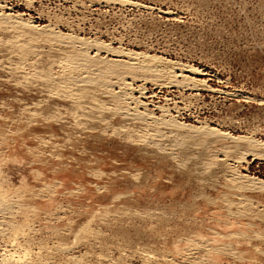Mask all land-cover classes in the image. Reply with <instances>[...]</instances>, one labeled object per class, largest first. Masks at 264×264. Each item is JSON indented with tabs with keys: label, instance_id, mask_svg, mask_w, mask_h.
Listing matches in <instances>:
<instances>
[{
	"label": "rangeland",
	"instance_id": "1",
	"mask_svg": "<svg viewBox=\"0 0 264 264\" xmlns=\"http://www.w3.org/2000/svg\"><path fill=\"white\" fill-rule=\"evenodd\" d=\"M95 1L0 0V259L11 252L22 257L16 264H264V191L246 188L264 180V158L232 139L264 141V0ZM49 30L62 40H47ZM74 37L192 66L197 75L177 70L176 79L199 86L159 87L117 69L101 86L84 84L97 89L82 99L63 98L83 84L61 75L96 73L84 60L70 73V52L126 60ZM129 96L155 116L158 104L169 106L175 119L227 136L198 141L146 125Z\"/></svg>",
	"mask_w": 264,
	"mask_h": 264
},
{
	"label": "bare ground",
	"instance_id": "2",
	"mask_svg": "<svg viewBox=\"0 0 264 264\" xmlns=\"http://www.w3.org/2000/svg\"><path fill=\"white\" fill-rule=\"evenodd\" d=\"M91 1H93L94 3H97L95 0H90V2ZM105 2H110V1H113V2H116V1H119L120 2V0H104ZM124 2V1H123ZM4 7V5L3 6H0V10L2 11V8ZM6 8V7H5ZM0 14H2L3 16H1L0 15V18L1 17H4V19L6 18L7 19V17L4 15V13L3 12H0ZM3 18H2V20H4ZM9 20V19H8ZM14 20V19H13ZM1 21V20H0ZM24 21V20H23ZM22 21V22H23ZM27 21V20H26ZM5 23H7L6 21H4ZM12 22V21H11ZM27 23H29L28 21H27ZM26 22L25 23H21V22H18V21H13V23H11V25H8V26H10V27H13V28H18L19 26L21 27V25H24V26H28L29 27V29H30V27H32V26H30V25H28ZM1 24V23H0ZM8 24V23H7ZM3 26V25H2ZM33 28H34V26H33ZM45 28V27H44ZM32 30V29H31ZM46 30V29H45ZM44 30V31H45ZM47 31V30H46ZM51 30H49V33L50 34H48L47 36H49V35H53L51 38H49V39H47V40H49V41H53V40H57V39H61V38H59L56 34H53V32L54 31H51ZM33 32V31H32ZM35 32H36V30H35ZM37 32H39V30H37ZM42 32V31H41ZM40 32V33H41ZM25 33V32H24ZM43 33V32H42ZM45 33V32H44ZM56 33V32H55ZM61 35V34H60ZM59 35V36H60ZM58 37V38H57ZM57 38V39H56ZM62 38H64V36H62ZM66 38V37H65ZM64 38V39H65ZM68 38V37H67ZM70 38V37H69ZM75 38V37H74ZM18 39V38H17ZM63 39V40H64ZM76 40H77V42H79V43H82V41H83V43H84V45H86V46H93V48L97 51V53H98V51H101V50H106V52L108 53L109 52V54H113L114 56H122L123 58H125L126 60H119V59H105V58H101V57H97V58H94V60H92V57L90 58V56H88V54H87V52L85 53L84 51H83V53H82V51L80 52V50H78V52H77V54H76V52L74 53H72V52H70V54L67 56L68 58H67V61H70L71 62V65H70V67H71V69L69 70V72L70 73H72V74H74V75H76V73H78L79 74V72L77 71L76 72V70H77V67H78V65L80 64H83L84 62H82V63H80V61L79 60H81V61H89L90 63H92L91 65H93L94 66V69L96 70V75L94 74H92L91 76H85L84 75V77L83 76H81L80 74L79 75H77V76H73V77H69V75H68V77L69 78H66L65 76H62L61 75V77L64 79V81H66V80H68V82H71V84H74L75 86L76 85H78V84H80V83H76V81L78 82H81L82 84H83V88L81 87V88H79L78 87V89L80 90V92L79 93H75L74 92V89L73 88H71V86H69V88H71L72 89V91H70V92H68V93H61L60 95H62L63 96V98L65 97H68V96H70L71 97V95H76V96H79L80 97V99H82L81 97L83 96V95H85L83 92H88V91H92L91 89L93 88V90H94V88L95 87H90L91 89L89 90L88 88H84L85 86H84V84H90V85H102L101 83H103V80H104V77L106 78L107 77V75L110 73V72H116L117 71V69H122L125 73H131L132 74V76L135 74V75H142V78L144 77L145 79H151L152 80V82H154V84L155 85H158L159 87H160V85H168V87H171V86H175V87H186V86H194V87H196L199 83H197V81L195 82L194 81V79H191V78H189V77H186V75H185V77L184 78H182V79H180V80H177L176 79V77L177 76H179V74L178 75H176V71L178 70V71H180V72H178V73H180V78H181V72H184V71H187V72H189V73H196V75H197V72H196V69L195 68H193L192 66H189V65H183V64H173L172 66H168V65H166V66H164L163 65V59L162 58H160V57H158V56H156V55H149L148 53H143V52H136V51H130V50H124V49H120V48H114V47H108L107 45H105L103 42H100V41H97V40H94V41H92V42H87L86 40H83V39H80V38H78V37H76L75 38ZM62 40V39H61ZM68 40V39H67ZM81 41V42H80ZM67 42V41H66ZM12 43V42H11ZM57 43V42H56ZM82 43V44H83ZM59 44H60V42H59ZM81 44V45H82ZM72 46V45H71ZM89 46V47H90ZM85 48V47H84ZM73 49V48H72ZM75 49V48H74ZM71 51H73V50H71ZM87 51V50H86ZM95 54V53H94ZM98 56V55H97ZM88 58V59H87ZM90 59V60H89ZM131 60L133 61V62H131ZM79 61V62H78ZM88 62V63H89ZM72 63H73V65H72ZM85 64V63H84ZM171 65V64H170ZM83 66V65H82ZM69 67V68H70ZM90 68V67H89ZM83 70V69H82ZM121 70V71H122ZM85 71V70H84ZM122 71V72H123ZM118 72V71H117ZM121 72V73H122ZM135 72V73H134ZM63 74V73H62ZM67 74V73H66ZM65 74V75H66ZM134 75V76H135ZM59 76V75H58ZM131 76V75H130ZM110 77V76H109ZM118 77V76H117ZM124 77V76H123ZM102 78H103V80H102ZM114 78V77H113ZM178 78V77H177ZM57 79H59V80H61V78L60 77H58ZM109 79V78H108ZM59 80H57V82L59 81ZM102 80V81H101ZM121 80V79H120ZM150 80V81H151ZM106 81V80H105ZM104 81V82H105ZM145 81H147V80H145ZM62 82V81H61ZM124 82V81H123ZM201 83V82H200ZM58 84V83H57ZM62 84V83H61ZM64 84H68L69 85V83H64ZM70 84V85H71ZM81 84V85H82ZM104 84V83H103ZM129 84V83H128ZM153 84V83H152ZM60 85V84H59ZM119 85V84H118ZM201 85H203V84H201ZM67 86V85H66ZM74 86V88H75V91L77 90L76 89V87ZM97 86V87H98ZM199 86V85H198ZM65 87V86H64ZM73 87V86H72ZM113 87V86H112ZM144 88V89H143ZM66 89V88H65ZM70 89V90H71ZM95 89H97V88H95ZM110 89V88H109ZM193 89V88H192ZM49 90V89H48ZM59 90V89H58ZM101 90V89H100ZM142 91L140 92L139 90V92H140V95H142V94H145L144 92H145V87L143 86L142 87V89H141ZM131 91V90H130ZM45 92V91H44ZM74 92V93H73ZM77 92V91H76ZM94 92V91H93ZM92 92V93H93ZM89 93V92H88ZM87 94V93H86ZM94 94V93H93ZM93 94H89V96H90V98L92 99V97L93 96H95V95H93ZM109 94V93H108ZM132 94V93H131ZM130 94V95H131ZM57 95H58V93H57ZM91 95H92V97H91ZM61 97V96H60ZM85 97V96H84ZM115 97V96H114ZM135 103H136V105H135V107L137 106H142L143 108V111L142 112H140L139 110H137V109H135V110H137V112L135 113V115L133 114V116H135V119L136 118H138L137 120H141V122L142 123H145L146 125H151L150 123H154V125L156 124V125H164L163 126V128L165 127V128H167L168 127V130H169V132H174V134L175 133H188V134H190V135H195L196 137L197 136H200V139H198V141H202V140H204V141H207V142H210V141H215V139L217 138L218 139V137H224V139H225V136H227L226 134H222V133H220L219 131H217V130H215L214 128H210L209 126H201V127H195V126H191V125H189V124H185V123H183V122H181V121H179V120H177V119H175L174 117H172V113H171V110H172V108H170L169 106H161V105H157L156 106V103L155 102H152L154 105V107L156 106V109H157V111H159L160 112V114H159V116H155V114L152 112V110H150V109H147V107H146V105L144 104L143 105V103L140 101V99H138V98H133V96H129ZM128 97V99H130ZM85 98H87V97H85ZM84 98V99H85ZM68 99V98H67ZM72 99V98H71ZM76 99V98H75ZM80 99H76V100H74L75 101V103H76V101L77 100H80ZM96 99V98H95ZM172 99V98H171ZM165 100V99H164ZM167 100V99H166ZM70 101H72V100H70ZM131 101V100H130ZM168 101H169V99H168ZM82 102V101H81ZM89 101H87V103H88ZM74 103V104H75ZM78 103H80V101H78ZM84 103V102H83ZM94 103H95V101H94ZM134 103V104H135ZM165 103V102H164ZM175 103H176V101H175ZM77 104V103H76ZM103 104V103H102ZM114 104V103H113ZM118 104V103H117ZM148 104V103H147ZM70 105H72L73 107L74 106H76V105H73V104H70ZM79 105V104H78ZM80 105H84V104H80ZM90 105V104H89ZM99 105H101L100 103H99ZM104 105V104H103ZM150 105H151V103H150ZM166 105V104H165ZM173 105H174V109H176L177 111H179V110H181L182 108H180V107H178V106H176L174 103H173ZM85 106H88V105H86V102H85ZM84 106V107H85ZM152 106V105H151ZM77 107V106H76ZM76 107H74V108H76ZM83 107V106H82ZM83 107V108H84ZM105 107H107V106H103L102 107V105H101V109L102 108H105ZM136 107V108H137ZM154 107H153V110H154ZM83 108H81L80 107V109L82 110ZM108 108V107H107ZM112 108V107H111ZM111 108H109V109H111ZM116 108H118V107H116ZM72 109V108H71ZM76 109H78V108H76ZM84 109H86L87 110V108H84ZM90 109V108H89ZM92 109V108H91ZM114 109V111H115V108H113ZM126 109V108H125ZM117 111H120L119 110V108L118 109H116ZM122 110V109H121ZM175 110V111H176ZM98 111H99V109H98ZM101 111V110H100ZM103 111V110H102ZM105 111V110H104ZM112 111V110H111ZM111 111H109L110 113L109 114H112V116H114L113 114H114V112L112 113ZM173 111V110H172ZM108 112V111H107ZM121 112V111H120ZM120 112H119V114H120ZM123 112V111H122ZM125 114H123L124 116H126V117H128L129 118V116H127V115H131L130 113H128V112H124ZM177 113V112H176ZM106 114V113H105ZM117 114H118V112H117ZM77 116V115H76ZM95 116V115H94ZM110 116V115H109ZM124 116H123V118H124ZM132 116V115H131ZM108 117V116H107ZM122 118V119H123ZM133 119V118H132ZM134 119V120H135ZM95 120V119H94ZM90 121V120H89ZM92 121V120H91ZM130 121V120H129ZM95 122V121H94ZM103 122V121H102ZM101 122V123H102ZM106 122V121H105ZM126 122V121H125ZM57 123V122H56ZM106 123H108V121L106 122ZM129 124V123H128ZM132 124V123H131ZM82 125V124H81ZM129 126V125H128ZM96 127V126H95ZM113 127V126H112ZM125 127H126V125H125ZM160 127V126H159ZM158 127V128H159ZM127 128V127H126ZM129 128V127H128ZM114 129V131H116L117 130V133H118V129H116V128H113ZM135 129V128H134ZM142 129V128H141ZM156 129V128H155ZM126 130V129H125ZM132 130H133V128H132ZM136 130V129H135ZM146 130V129H145ZM161 130V129H160ZM159 130V131H160ZM167 129H166V131H168ZM119 131H121L120 129H119ZM159 131H156V133L154 134L155 136H157L158 134V132ZM183 131V132H182ZM124 132V131H123ZM141 132V131H140ZM148 132V131H147ZM128 133V132H127ZM137 133V132H136ZM139 133V132H138ZM149 133V132H148ZM161 132H159V135H161V134H163V133H161ZM168 133V132H167ZM171 133V134H172ZM129 134L131 135L130 137H132V131H131V133L129 132ZM128 134V135H129ZM141 134V133H140ZM170 134V135H171ZM120 135V134H119ZM138 135V134H137ZM148 135V134H147ZM169 135V136H170ZM176 135H179V134H176ZM221 135V136H220ZM134 136V135H133ZM136 136V135H135ZM144 136V135H143ZM164 136V135H163ZM172 136V135H171ZM207 136H209V137H211L210 139L207 137ZM126 137H128L127 135H126ZM158 137V136H157ZM147 138V137H146ZM198 138V137H197ZM202 138V139H201ZM137 139V138H136ZM154 138H153V136H152V139H149V141H150V143L152 142V140H153ZM155 139H156V137H155ZM232 139L234 140V141H236V142H245V145H246V148H243L244 149V154H245V152L248 154V153H250V154H252L254 157H261V158H264V141H258V140H251V139H249V138H246V137H232ZM132 140H133V137H132ZM139 140L142 142V140L144 141V140H147V139H144V138H142V135H141V137H140V135H139ZM160 140V138L159 139H157V141H159ZM134 141H135V139H134ZM156 140L154 141V144H156V142H157ZM131 142V141H130ZM145 142H147L148 143V141H145ZM144 142V143H145ZM135 143V142H134ZM136 144V143H135ZM154 144H152V145H154ZM161 144V143H160ZM160 144H158V145H160ZM234 144H235V142H234ZM242 144V143H241ZM146 145V144H145ZM148 145H149V143H148ZM157 145V144H156ZM150 147H151V144L149 145ZM164 147V146H163ZM154 148V147H153ZM163 149V148H162ZM243 151V150H242ZM162 152V151H161ZM242 154V153H241ZM245 156V155H244ZM244 156H242L243 158H244ZM59 159V158H58ZM62 170V169H61ZM98 174V173H97ZM101 175V174H100ZM247 186V187H246ZM246 188H249V189H259V190H261V191H264V180H261V179H258V178H251V180H248L247 181V184H246ZM241 188V187H240ZM12 239H14V238H12ZM12 239H11V241H12ZM9 243H11V242H9ZM15 246V245H14ZM203 249V248H202ZM219 249V248H218ZM6 251V250H5ZM210 252V251H209ZM212 252V251H211ZM14 253V252H13ZM27 254V253H26ZM26 254H24V255H26ZM2 256H1V262H2V264H16V263H18V262H20V261H22V257L21 256H14V254H11V252L10 253H3V254H1ZM204 261V260H203ZM207 264V263H206Z\"/></svg>",
	"mask_w": 264,
	"mask_h": 264
}]
</instances>
